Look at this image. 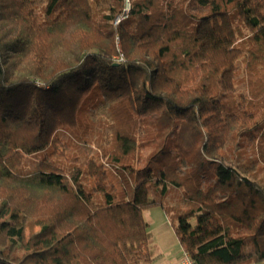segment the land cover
<instances>
[{
  "label": "trees",
  "instance_id": "16d2710c",
  "mask_svg": "<svg viewBox=\"0 0 264 264\" xmlns=\"http://www.w3.org/2000/svg\"><path fill=\"white\" fill-rule=\"evenodd\" d=\"M263 171L264 0H0V264L262 261Z\"/></svg>",
  "mask_w": 264,
  "mask_h": 264
},
{
  "label": "rangeland",
  "instance_id": "374dc122",
  "mask_svg": "<svg viewBox=\"0 0 264 264\" xmlns=\"http://www.w3.org/2000/svg\"><path fill=\"white\" fill-rule=\"evenodd\" d=\"M237 68L239 69L238 75L235 77V82H236V91L237 92H246V84L244 81H242L243 77V63L241 61L237 62ZM61 149V148H60ZM59 149V151H60ZM71 152H74V157L75 156H82L81 153L78 152V150L73 147V149L70 150ZM149 149H143L139 154L141 158V163L136 162V158H134V163L140 167L143 165L145 158L149 154ZM44 154V153H43ZM43 154H40L39 157H41ZM244 157H248L251 155H254V147H247L243 151ZM71 153H67L65 156L63 155H55L54 160L59 162V165L61 167H66L69 163H71ZM34 159V158H33ZM81 162V160H80ZM101 162L105 164V168L108 170L109 177L108 180L112 182L113 184V189L115 190L114 192H118L119 194H124L125 193V186L126 184L121 183V178L118 175V172L114 170V167L111 166V163L107 161L106 158H102ZM112 174V175H111ZM111 175V176H110ZM264 175V171L262 173ZM83 182L88 186V181L83 180ZM129 186V184H127ZM171 202V201H170ZM157 207V206H153ZM160 207V206H159ZM152 208V207H151ZM154 210H145L143 215L144 218L149 221L150 215ZM168 227V234H166L164 228ZM151 234L152 237L149 240V249H150V254H151V262L150 264H171L172 262H175L176 260L180 259L183 256V249L181 245L179 244V241L177 240L175 233L173 231L172 226L167 224L166 222L161 223L157 222L156 224L151 227ZM171 233V237H170Z\"/></svg>",
  "mask_w": 264,
  "mask_h": 264
},
{
  "label": "crops",
  "instance_id": "0c3cea01",
  "mask_svg": "<svg viewBox=\"0 0 264 264\" xmlns=\"http://www.w3.org/2000/svg\"><path fill=\"white\" fill-rule=\"evenodd\" d=\"M147 210H154L151 213H149L150 219H149L148 223H149V228L150 229L152 227V223H153V225L156 224L157 222H161V223L166 222L168 225L170 224L169 219H168V217L166 215V212L161 207H154V208L152 207V208H149ZM164 230H165L166 234H168V227L164 228ZM171 236L172 235L170 233V237ZM181 258L176 260L175 262H172L171 264H174V263L178 262L179 260H181ZM251 264H264V260L258 261V262H253Z\"/></svg>",
  "mask_w": 264,
  "mask_h": 264
},
{
  "label": "built area",
  "instance_id": "2783aa9c",
  "mask_svg": "<svg viewBox=\"0 0 264 264\" xmlns=\"http://www.w3.org/2000/svg\"><path fill=\"white\" fill-rule=\"evenodd\" d=\"M119 21H120V17H117L116 23H118ZM174 264H197V263H195L194 260L191 259V257L188 254L184 253L181 260H179L178 262H176Z\"/></svg>",
  "mask_w": 264,
  "mask_h": 264
},
{
  "label": "water",
  "instance_id": "95a60500",
  "mask_svg": "<svg viewBox=\"0 0 264 264\" xmlns=\"http://www.w3.org/2000/svg\"><path fill=\"white\" fill-rule=\"evenodd\" d=\"M129 6H130V4H129V2H128V3L126 4V7L129 8Z\"/></svg>",
  "mask_w": 264,
  "mask_h": 264
}]
</instances>
